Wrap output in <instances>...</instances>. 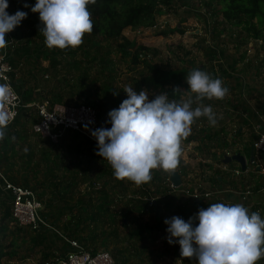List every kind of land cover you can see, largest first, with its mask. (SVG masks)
<instances>
[{"label": "rangeland", "instance_id": "rangeland-1", "mask_svg": "<svg viewBox=\"0 0 264 264\" xmlns=\"http://www.w3.org/2000/svg\"><path fill=\"white\" fill-rule=\"evenodd\" d=\"M8 2L9 8L7 11L10 12L16 6L26 4L27 0H8ZM173 5V9L169 13L157 17L154 27L127 28L124 31V35L130 40H135L139 45L149 48L148 53L152 54L154 62L159 63L161 66H168L177 71H186L184 73L186 77L191 70L199 68L208 72L213 78L221 79L224 86L229 89L228 95L223 100L203 101L204 104L210 105L217 114V125L214 127L210 126L207 119L201 118L192 125V131L188 137L192 136V134L199 137L200 134L198 135L197 133L201 129H205L208 134H212L224 128L222 136H228V139L232 140L235 131H237L238 127H241L243 137L240 140H242L243 144L247 143L251 147L252 141L258 136L257 124L259 123V118L256 115V111L261 113L264 111V31L261 36L256 38L255 34L258 26L245 29L244 27H233L228 24H216L215 17H212L207 12L200 0L194 2L174 0ZM221 19L220 17L219 21ZM40 27V21L36 23L29 22L20 28L16 27L14 31L10 32L11 35L15 34L16 37L11 50L14 52L19 49L20 51V54L16 53L19 57H15V62H17L15 78L19 80L26 79L27 83L24 89L31 91L30 102L39 104L46 101L52 98L51 92L55 90L60 92L63 95V99L68 103H89L94 101L96 104L95 108L101 114V127L110 128L108 113L112 109L118 108L121 102L127 98V94L123 90L125 87H129L128 79L133 77L142 66H133L131 57L122 58L116 52L114 40H105L102 43V52L110 54L113 59V71L116 79L112 83H114L113 87L115 90L113 95L116 99L111 101L103 96L102 82L96 83L93 87L90 86L86 96L78 98L77 92L79 88L76 90L70 87L77 80L81 71H69L66 69L68 63L74 59L94 60L95 58L100 60L99 57H96L98 50L89 49L88 55L86 48L49 49L44 43L43 35L40 34ZM177 27L184 32L166 34ZM223 27L225 31L222 30ZM4 53L5 48L4 51L0 49V56ZM99 54H101V48ZM96 61H93V63H96ZM83 65L86 66V64ZM93 65H95L94 72L101 67L97 64ZM29 73H37L36 79L27 78ZM18 89H20V86L17 87ZM182 89L185 91L186 98H188L189 94L186 91L189 89ZM18 91L21 93L22 89ZM192 95L194 96V94ZM24 100L26 101V98ZM23 113L33 116L34 109L28 108ZM23 121L24 118L21 116L16 125L17 128L24 130L27 137L22 142L17 140V149H19L17 155L20 156L31 149L34 152L35 160L39 161L43 151L50 143L33 132L30 126L31 123L26 126ZM78 137L80 138H76V141L83 142L82 147L79 149L85 148L88 150L87 148L94 147L93 149L97 153L98 142L91 141L90 145L88 144L89 141H86L87 138L85 136L80 134ZM187 138L182 142L184 147L182 148L178 169L183 175L182 179L186 181L184 182L186 189L215 194L211 198L204 200L208 204L204 208L213 203H240L247 207L250 212H253L252 210L256 208L262 218H264V191L261 189L262 184L260 182H262V178L256 171V166L248 162L249 171L241 175L222 169L224 173H227L224 174L225 178L222 184H217L213 181L215 171L221 169L217 165L223 167L224 164L223 152L216 147L218 142L214 140L213 142L206 141L201 146H199V142L190 145L187 142ZM245 154L247 158L250 157V153L245 152ZM98 157L101 159V156L98 155ZM18 167L23 171L21 165ZM85 168L87 169V167ZM227 168L234 169L235 165ZM58 175L60 179L63 178L62 173ZM152 176V179L157 177L160 184H162L163 181H167L169 174L164 173L162 170H153ZM28 177L30 179V176ZM37 178L38 180H43L44 174H37ZM33 183L31 181L30 186L34 187ZM102 184V182L96 184V186L75 184L76 186L75 188L73 187L74 190L71 193L62 191L52 193L50 190L41 188H36L35 192L43 198V203L45 204L43 211L48 217V221L52 222L60 233L66 234L75 229V226L81 224L79 222L81 218L79 207L84 206L90 197H92V204L98 201V197H101ZM144 187L145 184L141 186L134 184L133 189L139 192L136 196H133L135 203L131 205L132 209L135 207L138 209L139 205H141L139 201L142 191H145ZM167 187L168 185L157 186L152 184L150 195H145L148 198L155 197L158 199L160 205L159 213L157 211L152 212L150 209L139 212V217L141 216V220L145 224L160 226L159 228L154 227V229L157 228V232L160 234V237L156 240H153V236H155L153 235L149 238L146 237L145 239L147 240L142 242L139 241L141 238L133 237L128 232V229L123 226L121 221V211H124L127 207V199L121 201L119 198H117V201L121 202L113 207L116 215L115 221L113 223L110 221L99 222L91 226L90 235H94L97 232L99 234L98 239L97 237L87 238L86 234L73 239L79 240L82 245L89 249V242L94 241L95 249L98 251L106 250L111 253L115 264H197L194 258L189 259L180 256L178 243H168V225L164 221L173 216H179L186 220L193 217L198 211L192 206V200L185 196L181 197L182 195L177 196L182 199L177 198L172 202V208H168V205H166V194L168 195L169 191L166 192L164 190ZM248 190L252 191V194L249 195L247 200H243ZM155 191L158 194H155ZM62 196L65 200L60 199ZM47 205H50V207ZM61 210L63 215H61ZM134 215L129 217V227L131 229L137 227L134 218L138 216ZM157 215H160V223L156 221ZM6 222L9 227L7 234L9 238H5L4 242L8 244L13 238L17 237L16 229L18 226L12 217L8 218ZM52 233V235H49V240L37 248L40 252L35 256L23 259V262L22 258L28 252L27 244L29 239L27 238L25 242H22L18 236L19 245L14 247L18 249V255L10 259V262L17 264H43L46 253L52 252L58 256H64L67 253L68 245L58 233Z\"/></svg>", "mask_w": 264, "mask_h": 264}, {"label": "trees", "instance_id": "trees-1", "mask_svg": "<svg viewBox=\"0 0 264 264\" xmlns=\"http://www.w3.org/2000/svg\"><path fill=\"white\" fill-rule=\"evenodd\" d=\"M194 2L197 0H188ZM202 1L204 7L207 9V12L211 14L212 17H215L216 24L230 25L233 27H244L245 29H251L258 26L257 33L255 37L262 35L264 31V0H200ZM36 0H27L26 4L29 7H24V5L16 6L9 14H15L17 10L25 11L28 13L26 19L21 22V25L17 28H20L29 22H39V13H33L31 11V6H34ZM174 0H96L95 4L89 5V10L92 15L93 20V31L90 34H85L84 43L78 47L86 48L87 54L89 55V49H97L100 60L94 58V60L82 59V60H72L68 63L66 69L69 71L79 70L81 74L77 77V80L74 81L71 85V89L79 88L77 92L78 98H83L86 96L88 89L96 85L98 82H102L103 85V96L111 101L115 100L116 97L113 95L114 87L112 81L116 79V75L113 71V59L110 57V54L102 52V43L105 40H114L115 50L122 58L131 57L132 65L139 66L142 68L135 73L133 77L128 79L129 87L134 88L137 92L143 90L145 91L151 99L155 98V95L166 92L170 100H179L181 99V93H174V90L179 88L181 91L182 88L186 90L189 89V85L186 82V76L184 73L186 71H177L173 70L168 66H161L159 63L154 62L153 55L148 53L149 48L144 45H139L135 40H130L124 35V31L127 28H152L156 25V19L158 16L165 15L173 9ZM222 18L219 21V18ZM255 20H257L255 22ZM225 28L223 27V31ZM174 32L184 31L177 27L176 29L168 31L166 34H172ZM13 36V41H16L15 34ZM101 48V54L99 50ZM10 49V50H9ZM8 52L11 62L14 65V68H17V62H15V57H19L16 53L20 54L19 49L17 51H12V46H9ZM114 50V51H115ZM4 51V49H3ZM74 56V55H70ZM86 60V61H85ZM97 60V61H96ZM96 61V63H93ZM83 64H86L84 66ZM93 64H97L99 69L94 72ZM96 68V67H95ZM234 71V68H233ZM225 74V73H224ZM16 70L12 73L13 83L16 86H20L22 92L18 91L24 102H30L29 96L31 91L29 89H24L27 81L19 80L15 78ZM37 73H29L27 78L36 79ZM22 86V87H21ZM18 89V90H20ZM52 98L47 99L54 103L61 104H71L63 99V95L57 90L52 91ZM185 93H183L184 97ZM87 105L95 108L96 104L94 101L85 103ZM97 110V108H95ZM28 110L22 109L21 115L17 120L6 127V135L0 140V173L5 176L10 182L16 185H21L23 187H28L33 189L41 188L44 190H50L52 193L62 191V192H73V187L75 184L84 185L90 184L91 186H96V184L103 183L101 185L102 189L100 190L101 197H98L96 202L92 204V197H90L80 208V220L81 223L78 226H75V229L66 233L70 238H77L81 235L87 236V238H96L98 239L99 234L97 232L94 235H90V228L93 224L99 222L104 223L110 221L113 223L115 221V214L113 207L119 204L123 199H127V207L122 213V223L123 226L128 229V232L133 237L141 238L139 241L144 242L146 237L153 236V240H156L160 237L157 228L160 226L147 225L139 217V212H144V210L150 209L152 212L159 213L160 205L158 199H155L152 206L148 200L143 201L148 198L145 195H150V187L152 184L168 185V181H163L160 184L157 177L151 180L150 183L145 184V191H142L140 195L139 208H131V205L135 203L133 196L138 194L137 191L133 189L134 183L129 180H118L114 177L113 169L111 165L104 161V158L99 159L96 154L94 147H89L86 150L85 148L79 149L82 147L83 142H77L76 138L80 135L78 132L68 131L58 143H53L48 139H45L50 143L49 146L43 151L41 159L36 161L34 158V152L31 149L27 153H23L18 156L19 149H17V140L20 142L24 141L27 135L24 133V130L17 128V123L21 119V116L24 118V125H29L32 128L33 123L37 122V118L29 114L23 113ZM99 120L101 121V114L97 110ZM206 120V118H205ZM247 122V121H245ZM238 127L237 131L234 133L232 140L228 139V136L221 135L224 132V128L220 131H215L212 134H208L205 129H201L198 135L199 137L192 134V136L187 138V142H199V146L204 145L206 141L213 142L214 140L218 143L216 147L218 150L223 152L225 156V150L230 149L231 152L250 153L251 148L249 144H243L242 149L238 150L239 141L238 138L243 136V133ZM36 134V133H35ZM82 135V134H81ZM86 139V138H85ZM88 139H86L87 141ZM88 144L91 145V141L88 140ZM66 142H68L66 144ZM85 143V142H84ZM21 144V143H20ZM242 144V143H240ZM97 147V146H96ZM216 155V153H215ZM222 156V157H223ZM222 163V161H221ZM235 163V164H234ZM237 162H231L230 164H223L224 166H233ZM19 165L22 166L23 171L19 169ZM87 167V169L85 168ZM86 169V171H84ZM44 174L43 180H38L37 174ZM62 173L63 178L60 179L59 175ZM227 173V172H225ZM224 171L217 169L213 177V181L217 184H222L224 180ZM229 174V173H228ZM30 176V179L29 177ZM170 178V175L167 179ZM221 178V180H220ZM31 181H33L34 187L30 186ZM184 182V181H183ZM4 183L0 177V264H17L10 262V259L18 255V249L14 247L19 245V241L25 242L28 238L29 243L27 244V255L22 258H29L31 256L37 255L40 250H37L39 245L45 244L49 240V235H52V231L49 230H40L33 231L28 227L24 228L15 223L18 227L16 229L17 237L13 238L10 243L4 242L5 238H9L7 226V219H13L11 214V195L8 191L4 190ZM72 187V188H71ZM71 189V190H70ZM166 192L170 191L169 187L164 189ZM60 194V193H59ZM155 194H158L155 191ZM166 205L168 208H172V202L177 198L175 195L166 194ZM139 197V196H138ZM39 200L43 202L42 196L39 195ZM117 198L121 201H117ZM60 199L65 200L62 197ZM83 199V198H82ZM150 199V198H148ZM182 199V198H181ZM208 204L204 200L199 199L192 201V206L199 211L201 208H204ZM50 207V205H47ZM144 207V209H143ZM136 209V210H135ZM252 211H256V208ZM3 212V214H2ZM86 213V214H84ZM135 214V215H134ZM144 214V213H143ZM61 215L63 211L61 210ZM132 215L138 216L135 217L136 228L131 229L129 227V217ZM43 216L47 219L48 217L44 214ZM14 220V219H13ZM160 220V215H157L156 221ZM186 219L185 221H187ZM15 222V221H14ZM52 225L53 223L50 222ZM160 223V221H159ZM54 226V225H53ZM153 226V227H152ZM55 227V226H54ZM154 227H157L154 229ZM56 228V227H55ZM57 229V228H56ZM92 229V228H91ZM32 232H30V231ZM156 230V231H155ZM30 235H28L29 233ZM51 233V234H50ZM18 236L21 238L18 239ZM25 236V237H24ZM80 239V238H78ZM94 241L89 242V248H85L95 253L98 250L95 249ZM21 246V245H20ZM20 248V247H19ZM57 255L55 253H46L43 264L49 262L51 258H55ZM52 264H55L54 262ZM192 264V263H186Z\"/></svg>", "mask_w": 264, "mask_h": 264}, {"label": "clouds", "instance_id": "clouds-1", "mask_svg": "<svg viewBox=\"0 0 264 264\" xmlns=\"http://www.w3.org/2000/svg\"><path fill=\"white\" fill-rule=\"evenodd\" d=\"M95 3L36 0L31 11L39 13V31L46 47L67 50L81 46L85 34L93 31L89 5ZM8 8V0H0V49L8 46L6 34L28 16L21 10L9 14ZM186 82L187 100L183 99L185 91L179 88L174 93H181V99L170 100L166 92L150 99L143 90L125 87L127 98L108 113L111 127L91 132L98 142L96 154L111 165L116 179L141 186L151 182L153 170L174 174L180 164L182 142L191 134L192 125L201 118H206L210 126L217 125V114L203 101L223 100L229 89L221 79L199 68L187 73ZM3 92L0 87V95ZM7 124V115L0 112V140L6 135ZM164 223L168 225V243H178L180 256L194 258L197 264H257L264 258V218L243 204L213 203L187 221L173 216Z\"/></svg>", "mask_w": 264, "mask_h": 264}, {"label": "built area", "instance_id": "built-area-1", "mask_svg": "<svg viewBox=\"0 0 264 264\" xmlns=\"http://www.w3.org/2000/svg\"><path fill=\"white\" fill-rule=\"evenodd\" d=\"M8 39V46L5 48V53L0 56V87H3L4 92L0 95V112H3L8 117V125L14 123L21 115L22 109H34V117L37 122L33 123L32 130L37 135L48 139L53 143H58L60 139L68 132H78L85 136L88 140L97 142L91 135V132L97 128H101L98 112L95 108L85 103L75 104H51L46 100L39 104L32 102H24L21 94L18 92L13 83L12 73L15 72L13 63L9 57V46H13V37L10 33L6 34ZM259 118L257 124V138L252 141L254 146L255 155L254 160L251 162L256 166V171L260 174L262 182H260L261 189L264 191V111H256ZM226 156H232L228 152ZM250 162V161H248ZM227 171V166L224 167ZM246 171L236 170V175L247 173ZM2 182L4 183V190L8 191L11 195V214L15 223L24 228L28 227L33 231L49 230L56 232L68 245L67 253L64 256H56L51 258L45 264H115L113 256L106 250H100L95 253L88 251L79 240L68 237L56 229L44 216V203L39 200L37 193L28 187L16 185L10 182L5 176L0 173ZM168 187L176 195H182L190 198L192 201L205 200L215 195L210 192L189 191L185 188L184 184L181 187H175L170 178ZM252 191L248 190L243 197L247 200ZM150 206L153 205L155 199H147ZM255 207V206H254ZM257 211V210H256ZM180 246V245H179ZM257 264H264V258L259 260Z\"/></svg>", "mask_w": 264, "mask_h": 264}, {"label": "water", "instance_id": "water-1", "mask_svg": "<svg viewBox=\"0 0 264 264\" xmlns=\"http://www.w3.org/2000/svg\"><path fill=\"white\" fill-rule=\"evenodd\" d=\"M254 155H255L254 146L251 145L249 158H247L246 155H244L243 153H237L232 156H226L224 159V163H231L233 161L237 162L240 165L242 171H246L248 166V161L252 162L254 160ZM170 181L176 188L181 187L183 185L182 177L178 171H175L174 174H171Z\"/></svg>", "mask_w": 264, "mask_h": 264}, {"label": "crops", "instance_id": "crops-1", "mask_svg": "<svg viewBox=\"0 0 264 264\" xmlns=\"http://www.w3.org/2000/svg\"><path fill=\"white\" fill-rule=\"evenodd\" d=\"M182 90H183V89H182ZM188 94H189V93H188ZM188 98H189V97H188ZM188 98H186L185 95H184V97H183V99H185V100H187ZM193 107H196V105L194 104ZM240 130H241V127H240ZM219 131H220V130H219ZM240 132H241V131H240ZM221 135H222V134H221ZM242 137H243V136H242ZM240 138H241V137H240ZM240 138L237 139V141H239L238 150L242 149V145H243V142H241L242 140H240ZM194 143H196V142H190L189 144H190V145H193ZM240 143H242V144H240ZM189 144H188V145H189ZM183 147H184V145H183V143H182V148H183ZM225 152H226L225 155H226L228 152H230L231 155H235V154L239 153V152H234V153H233V152L230 151V149L225 150ZM223 158L225 159V156H223ZM224 164H229V163H224ZM226 166H227V165H226ZM217 167L221 168V170H222V169L225 170V168H224L225 166H224V165H223V167H220V166L217 165ZM227 167H228V166H227ZM176 170L179 171L178 168H177ZM227 170H229V171H233V172H234V171H236V170H242V169H241L240 165L237 163V164L235 165V168H234V169L228 168ZM179 173H180L181 177H183V175L181 174V171H179ZM169 175H171V174H169ZM220 180H221V178H220ZM182 181L186 182L185 179H182ZM184 182H183V184H184ZM168 195H175L176 197L179 196V195H176L175 193H173L171 190L169 191V194H168ZM38 197H39V196H38ZM181 197H183V196H181Z\"/></svg>", "mask_w": 264, "mask_h": 264}, {"label": "flooded vegetation", "instance_id": "flooded-vegetation-1", "mask_svg": "<svg viewBox=\"0 0 264 264\" xmlns=\"http://www.w3.org/2000/svg\"><path fill=\"white\" fill-rule=\"evenodd\" d=\"M251 145H252V143H251ZM250 147V146H249ZM251 148V147H250Z\"/></svg>", "mask_w": 264, "mask_h": 264}]
</instances>
